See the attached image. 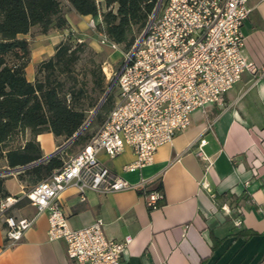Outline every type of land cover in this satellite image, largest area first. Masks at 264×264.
<instances>
[{"label":"crops","instance_id":"crops-1","mask_svg":"<svg viewBox=\"0 0 264 264\" xmlns=\"http://www.w3.org/2000/svg\"><path fill=\"white\" fill-rule=\"evenodd\" d=\"M249 4L252 10L242 24L243 54L260 68L264 66V0ZM65 16L64 29L51 27L41 33L32 26L20 35L30 47L24 67L29 81L35 78L36 64L51 56L70 33L83 35L92 17L68 4ZM47 135L53 137L51 144L42 143ZM35 138L43 156L63 143L48 131ZM201 138L205 143L200 145ZM198 146L210 165L195 154ZM97 156L111 173L128 182L151 178L149 189L162 184L163 198L156 208H149L143 193L131 188L104 193L88 189L82 194L68 186L59 194L70 227L100 217L106 236L117 240L129 236L120 264H264V75L244 72L206 113L193 111L190 124L161 144L149 164L124 170L135 158L127 146L114 157L103 151ZM0 168H8L4 158ZM4 185L10 196H21L31 186L16 173L7 174ZM34 212L26 198L6 210L16 216ZM238 218L240 224L235 222ZM5 228L0 218V264H71L64 240H48L45 213L9 247L4 245ZM246 228L255 234L247 238L237 234ZM214 237L220 241L212 247Z\"/></svg>","mask_w":264,"mask_h":264},{"label":"built area","instance_id":"built-area-1","mask_svg":"<svg viewBox=\"0 0 264 264\" xmlns=\"http://www.w3.org/2000/svg\"><path fill=\"white\" fill-rule=\"evenodd\" d=\"M251 10L249 0H162L138 43L124 53L115 75L116 99L87 142L21 196L0 200V218L6 225L4 245L16 244L45 213L48 240H64L71 264H120L129 236L123 240L106 236L100 217L88 225L70 227L59 194L68 186H75L82 194L88 189L104 193L131 188L142 190L149 208L158 207L162 194L149 189L151 178L128 182L111 173L97 154L103 151L114 157L127 146L135 158L123 166L124 170L149 164L161 144L170 142L190 124L193 111L206 113L244 72L253 77L264 75V66L258 68L243 54L242 24ZM98 19L91 17L88 27L95 29L101 23ZM99 42L112 49L118 47L104 32L99 33ZM199 142L201 145L205 139ZM194 152L208 161L200 146ZM20 198L35 208L33 214L6 213ZM235 222L240 224L241 220Z\"/></svg>","mask_w":264,"mask_h":264},{"label":"trees","instance_id":"trees-1","mask_svg":"<svg viewBox=\"0 0 264 264\" xmlns=\"http://www.w3.org/2000/svg\"><path fill=\"white\" fill-rule=\"evenodd\" d=\"M157 2L67 0V4L79 14L92 17L99 14L101 32L127 50L144 29ZM32 26H38L41 33L51 27L66 28L65 6L61 0H0V158H4L10 168L42 158L40 144L35 138L39 133L51 132L63 143L71 138L87 120L88 111L99 102L89 96L88 80L93 91L103 92L106 85L100 63L91 59L86 70L79 67L86 43L74 40L77 36L72 33L55 46L51 56L36 64L35 78L29 81L24 67L29 59L30 47L28 40L20 35L28 33ZM80 74H88L90 78H79ZM108 108L103 103L94 115L99 117ZM90 136L84 128L58 152L17 172V178L33 185L48 177L54 169L63 165L67 159L63 153L70 145L80 144L82 147ZM19 137L22 141L14 144L13 141ZM5 178L6 175H0V200L9 196L4 185ZM151 190L161 192L162 197L158 200L163 198L161 183ZM138 191L142 193V190ZM237 234L247 238L255 231L246 228ZM219 241L214 237L212 247Z\"/></svg>","mask_w":264,"mask_h":264},{"label":"rangeland","instance_id":"rangeland-1","mask_svg":"<svg viewBox=\"0 0 264 264\" xmlns=\"http://www.w3.org/2000/svg\"><path fill=\"white\" fill-rule=\"evenodd\" d=\"M61 2L63 4V6H66L67 3L65 2V0H61ZM158 11H159V9H158ZM97 16H94V18L98 22L99 19ZM82 32H83V35L78 34L77 38L75 37V39H74V40L78 41V38H81V41L86 43V50L81 55L82 58L80 60L79 67L82 70H86L90 66V60L91 59H94L96 62L100 63V65L102 67V71H103L104 76H105V81H106L105 90H106L108 88L110 82L113 80L115 75L118 73V71H119V69L123 63L124 53L132 48V46L135 44V42L137 41V39L139 38L141 33L137 36L133 45L127 50L123 47L122 44H119L118 47L115 49H112L109 46L101 44L99 42V33L101 32L100 26H97L95 29H91L87 26ZM79 78H84L87 80L90 77L88 74L86 76L80 74ZM88 85H89V96L97 99V102H98L100 100V98L103 96L105 90L103 92H99L98 90H95V91L91 90L92 83L89 80H88ZM116 95H117V88L114 84V86L110 89L106 98L102 102V104L106 103L109 106L108 110L113 105V102L116 99ZM108 110L102 111L101 115L99 117H96V115H94L90 119V121L88 122V124L85 127L87 129V133L89 135H92L94 133V131L98 128L103 117L105 116V114H107ZM91 112H92V109H90L88 111V118L91 115ZM21 141H22V139H20V137H19L18 139H15L13 141V143L18 144V142H21ZM51 142H53V137H51V136L47 135L45 140L42 139L43 144L44 143L51 144ZM80 147H81L80 144L70 145V147L67 148L66 152L63 153V157L68 158L69 156H71L75 152H77ZM0 169H3V168H0Z\"/></svg>","mask_w":264,"mask_h":264},{"label":"water","instance_id":"water-1","mask_svg":"<svg viewBox=\"0 0 264 264\" xmlns=\"http://www.w3.org/2000/svg\"><path fill=\"white\" fill-rule=\"evenodd\" d=\"M162 0H158L154 10H153V13H152V17L157 13L158 9H159V6H160V3H161ZM139 39L137 40V43H138ZM115 79H116V76L113 78V80L110 82L108 88L105 90L103 96L100 98L98 104L95 106V108L92 110L91 112V115L89 116V118H87V120L84 122V124L80 127V129L73 134V136L71 138H69L68 140H66L63 144H61L60 146H58L53 152L47 154V155H44L42 156V158L38 161H35V162H31V163H28L24 166H16V167H8V168H5V169H2L0 170V175H7V174H12V173H17L19 171H21L22 169L24 168H27V167H30L34 164H36L37 162L43 160V159H46L48 157H50L51 155H53L54 153L58 152L59 150H61L64 146H66L67 144H69L79 133L82 132V130L86 127V125L88 124V122L90 121V119L94 116V114L96 113V111L99 109V107L101 106L102 102L104 101V99L106 98L108 92L110 91V89L113 87L114 83H115Z\"/></svg>","mask_w":264,"mask_h":264}]
</instances>
